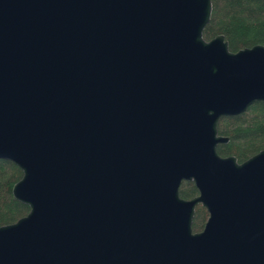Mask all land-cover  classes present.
I'll use <instances>...</instances> for the list:
<instances>
[{"label": "water", "instance_id": "water-1", "mask_svg": "<svg viewBox=\"0 0 264 264\" xmlns=\"http://www.w3.org/2000/svg\"><path fill=\"white\" fill-rule=\"evenodd\" d=\"M210 9L0 0V158L28 206L0 264H264V148L215 149L219 116L264 101V44L203 38Z\"/></svg>", "mask_w": 264, "mask_h": 264}, {"label": "trees", "instance_id": "trees-1", "mask_svg": "<svg viewBox=\"0 0 264 264\" xmlns=\"http://www.w3.org/2000/svg\"><path fill=\"white\" fill-rule=\"evenodd\" d=\"M210 3V15L202 29L203 38L221 33L231 51L255 43L264 44V0H210ZM216 129L228 136L226 142L216 144V152L222 156L232 154L237 161H242L264 148V101L255 100L239 113L219 116ZM20 175L16 164L0 158V225L15 221L28 211L27 204L11 193V186ZM196 193L192 181H180L179 196L189 198ZM206 216L205 208L196 204L191 230H200Z\"/></svg>", "mask_w": 264, "mask_h": 264}, {"label": "flooded vegetation", "instance_id": "flooded-vegetation-1", "mask_svg": "<svg viewBox=\"0 0 264 264\" xmlns=\"http://www.w3.org/2000/svg\"><path fill=\"white\" fill-rule=\"evenodd\" d=\"M197 190V189H196ZM206 219V218H205Z\"/></svg>", "mask_w": 264, "mask_h": 264}]
</instances>
